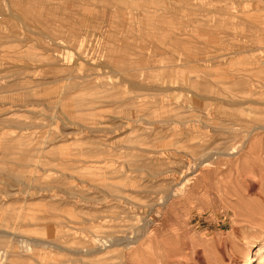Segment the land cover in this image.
<instances>
[{"label":"rangeland","instance_id":"obj_1","mask_svg":"<svg viewBox=\"0 0 264 264\" xmlns=\"http://www.w3.org/2000/svg\"><path fill=\"white\" fill-rule=\"evenodd\" d=\"M0 262L264 264V0H0Z\"/></svg>","mask_w":264,"mask_h":264},{"label":"bare ground","instance_id":"obj_2","mask_svg":"<svg viewBox=\"0 0 264 264\" xmlns=\"http://www.w3.org/2000/svg\"><path fill=\"white\" fill-rule=\"evenodd\" d=\"M247 141V140H246ZM246 141H244L246 143ZM240 142V141H239ZM245 145V144H244ZM226 146V145H225ZM234 146V145H233ZM239 147V145H238ZM231 149V148H230ZM236 149V148H235ZM240 149V148H239ZM242 149V148H241ZM234 150V149H233ZM237 150V149H236ZM255 152V151H254ZM215 153V152H214ZM233 153V152H232ZM231 154V153H230ZM232 155V154H231ZM233 156V155H232ZM260 160V159H259ZM263 163V162H262ZM16 252V251H15ZM1 263V262H0Z\"/></svg>","mask_w":264,"mask_h":264}]
</instances>
